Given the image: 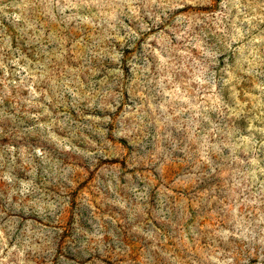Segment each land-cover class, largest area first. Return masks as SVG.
Masks as SVG:
<instances>
[{"label":"rangeland","instance_id":"obj_1","mask_svg":"<svg viewBox=\"0 0 264 264\" xmlns=\"http://www.w3.org/2000/svg\"><path fill=\"white\" fill-rule=\"evenodd\" d=\"M0 264H264V0H0Z\"/></svg>","mask_w":264,"mask_h":264}]
</instances>
